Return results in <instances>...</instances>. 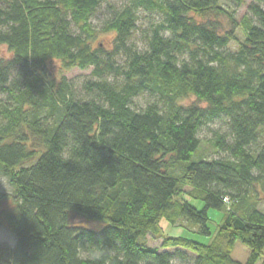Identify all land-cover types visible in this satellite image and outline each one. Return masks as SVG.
Instances as JSON below:
<instances>
[{
    "label": "trees",
    "instance_id": "obj_1",
    "mask_svg": "<svg viewBox=\"0 0 264 264\" xmlns=\"http://www.w3.org/2000/svg\"><path fill=\"white\" fill-rule=\"evenodd\" d=\"M106 1L0 0V173L14 189L0 224L17 239L0 264H264V0L241 19L246 0L108 1L97 28ZM76 68H92L81 95L64 74Z\"/></svg>",
    "mask_w": 264,
    "mask_h": 264
},
{
    "label": "rangeland",
    "instance_id": "obj_2",
    "mask_svg": "<svg viewBox=\"0 0 264 264\" xmlns=\"http://www.w3.org/2000/svg\"><path fill=\"white\" fill-rule=\"evenodd\" d=\"M108 1L121 4L120 0H108ZM108 1L104 2L101 5V7L98 9L97 13L93 16L91 20L94 26L97 28H101L104 21L107 19L108 16H110L111 9L108 7ZM254 1L255 0H246L245 5L236 9V13H235L236 17L238 19H241L242 16L247 14L249 11L248 10L249 5L253 3ZM227 5H229V3H227ZM261 6L264 8V3H262ZM144 22H146V18L143 17L142 20L140 21V24ZM241 37L243 36L241 35ZM110 41H111V36L105 35V34L101 35V38L99 39V42H104L106 46H109ZM137 42L140 46L143 43L139 35L137 37ZM229 48L230 50H236L237 45L232 43V45H230ZM0 53L7 57L10 56V53L8 52L5 46L0 47ZM50 67L53 70V72L55 73L58 72L59 62L57 61L51 62ZM91 71H92V68L87 69V70H81V69L76 68V69H73L72 71L64 73L68 77L72 89L78 95L84 94V83L85 81L92 78ZM147 98H148L147 96L137 97L135 99V104H134L135 107H138V108L144 107L146 105ZM193 101H195V98L191 97L190 99H187L184 103L188 104ZM216 131H221V132L227 131V125L223 119L213 122L212 124L205 127L200 132V137L202 138L204 145L206 146L209 145L208 140H210V138L215 134ZM224 156H226V154L211 153L209 154L208 157L218 158V157H224ZM13 194H14V189L12 185L10 184L9 179L0 173V196L1 195L10 196V198H8L7 200L3 201L2 204H0V211L3 208H8L9 206H11V204L13 203V199L11 198V196ZM189 202L199 209H202L204 207V203L201 200L189 199ZM259 207L264 211V200L260 202ZM209 215L213 219V221L209 225L213 233L216 230V225L221 222L222 215L219 211L213 210V209H210ZM76 219L79 221V223H83L86 226H94L93 228L95 229H100L105 225L104 223H101V222L96 223L95 221H89V220H86L80 217H77ZM182 223L184 226L188 228L187 231L188 230L193 231L197 229L195 226L190 225L185 221H183ZM163 224L166 228V232H168L171 235H184V236H188L193 239H196L203 243L210 242V237L203 236L198 233H192V232L190 233L187 231H183L180 228H174L171 225H169L166 221H163ZM0 243H7L12 247H14L17 243L16 236L8 228H6L3 224H0ZM148 243L150 246L160 247L162 243V239L153 238V236L149 234ZM171 251H174V249H171ZM249 254H250L249 247L246 244L242 243L241 241H237L235 244L233 253H232L233 258L240 262H245L248 259ZM195 260H196L195 254H193L192 252H186V257L184 259L178 258V257L175 258L174 264H195Z\"/></svg>",
    "mask_w": 264,
    "mask_h": 264
},
{
    "label": "built area",
    "instance_id": "obj_3",
    "mask_svg": "<svg viewBox=\"0 0 264 264\" xmlns=\"http://www.w3.org/2000/svg\"><path fill=\"white\" fill-rule=\"evenodd\" d=\"M225 201H228L227 198L225 199Z\"/></svg>",
    "mask_w": 264,
    "mask_h": 264
}]
</instances>
